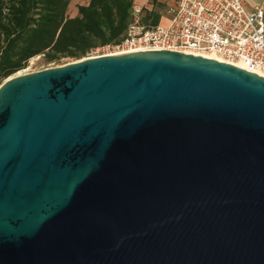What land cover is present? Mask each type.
<instances>
[{"label":"water","instance_id":"1","mask_svg":"<svg viewBox=\"0 0 264 264\" xmlns=\"http://www.w3.org/2000/svg\"><path fill=\"white\" fill-rule=\"evenodd\" d=\"M0 264H264V76L149 50L6 78Z\"/></svg>","mask_w":264,"mask_h":264},{"label":"built area","instance_id":"2","mask_svg":"<svg viewBox=\"0 0 264 264\" xmlns=\"http://www.w3.org/2000/svg\"><path fill=\"white\" fill-rule=\"evenodd\" d=\"M142 13L135 5L123 37L93 48L95 56L149 50L214 54L264 74V6L250 9L247 0H176L166 25L146 22Z\"/></svg>","mask_w":264,"mask_h":264},{"label":"trees","instance_id":"3","mask_svg":"<svg viewBox=\"0 0 264 264\" xmlns=\"http://www.w3.org/2000/svg\"><path fill=\"white\" fill-rule=\"evenodd\" d=\"M72 0H0V84L30 59L81 57L120 40L133 17V0H91L70 15Z\"/></svg>","mask_w":264,"mask_h":264},{"label":"crops","instance_id":"4","mask_svg":"<svg viewBox=\"0 0 264 264\" xmlns=\"http://www.w3.org/2000/svg\"><path fill=\"white\" fill-rule=\"evenodd\" d=\"M91 0H72L69 12L78 14V5H88ZM134 6L143 8L142 16L146 22L160 23L167 22L172 10L176 5V0H133ZM247 5L252 9L255 5L264 6V0H247Z\"/></svg>","mask_w":264,"mask_h":264},{"label":"rangeland","instance_id":"5","mask_svg":"<svg viewBox=\"0 0 264 264\" xmlns=\"http://www.w3.org/2000/svg\"><path fill=\"white\" fill-rule=\"evenodd\" d=\"M70 14L75 15V12H72ZM170 18H171V15L169 16L167 22H160V23L163 25H166L169 23ZM95 55H97V54H95L93 50H90L86 55L81 56V57H63L60 60L50 61V60H48V57L45 54H41V55H38V56L30 59L27 66L22 70H25V72L38 71V70H42V69H45L48 67L59 66V65H64L67 63L75 62V61H78V60H81V59H84L87 57H92ZM22 70H20V71H22ZM20 71H18V72H20Z\"/></svg>","mask_w":264,"mask_h":264},{"label":"bare ground","instance_id":"6","mask_svg":"<svg viewBox=\"0 0 264 264\" xmlns=\"http://www.w3.org/2000/svg\"><path fill=\"white\" fill-rule=\"evenodd\" d=\"M204 56H207V57H210V58H214V59H217V60H221V61H224V62H228V61H226L225 59H223V58H221V57H219V56H216V55H214V54H206V55H204ZM230 63H232V64H235V65H237V66H239V67H241V68H246L245 66H243L242 64H240V63H235V62H230ZM21 73H25V70H22V71H20ZM262 76H264V74H261Z\"/></svg>","mask_w":264,"mask_h":264}]
</instances>
